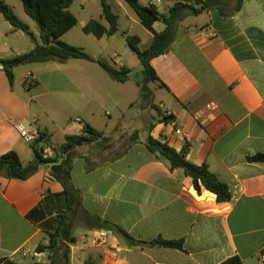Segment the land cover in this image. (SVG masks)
I'll list each match as a JSON object with an SVG mask.
<instances>
[{"label": "crops", "instance_id": "0c3cea01", "mask_svg": "<svg viewBox=\"0 0 264 264\" xmlns=\"http://www.w3.org/2000/svg\"><path fill=\"white\" fill-rule=\"evenodd\" d=\"M0 1L29 26L40 44L39 30L33 31L30 19L19 15L25 14L21 1ZM138 1L148 6V0ZM78 2L82 10L95 7L105 25L100 0ZM159 3L154 6L161 13ZM173 4L168 0L165 11ZM153 29L159 33L164 25L156 22ZM34 45L0 15L1 59L26 53ZM71 60L27 65L21 86L30 90L33 86H24V80H36L37 66L43 65L53 74V93L82 96L90 89L99 91L87 70L67 69ZM151 65L165 88L157 82L149 85L150 100L140 102L136 119L122 123L123 107L115 105L116 117L105 112L106 119L91 122L86 119H94L96 111L87 105L84 118L70 129L80 134L89 124L103 133L101 140L67 155L49 149V159L55 162L25 181L0 177V264L3 259L49 264V253L35 249L47 246L55 235L59 247L50 252L52 264H221L232 257L242 264H264V162L247 160L264 154V0H241L239 10L227 17L214 9L187 15L167 51ZM127 103L126 108L133 107V101ZM39 114L31 97L25 100L15 93L14 84L10 88L1 67L0 155L14 151L23 165L33 160L31 145L16 131L19 124L30 133H45L55 147L73 134L62 130V140L55 143L52 133L41 127ZM159 114L173 121L160 122ZM148 135L177 152L186 149V160L194 165L207 164L228 186L231 199L218 203L213 193L203 188L198 193L181 169H170L162 155L145 147ZM39 146L45 147L42 142ZM65 161L71 164L77 197L70 209L51 173ZM82 211L121 229L138 244L130 246L111 231L84 224ZM156 239L182 241V248L151 246Z\"/></svg>", "mask_w": 264, "mask_h": 264}, {"label": "trees", "instance_id": "16d2710c", "mask_svg": "<svg viewBox=\"0 0 264 264\" xmlns=\"http://www.w3.org/2000/svg\"><path fill=\"white\" fill-rule=\"evenodd\" d=\"M20 1L27 17L38 25L41 43L38 44L35 42L34 34L31 32L29 26L16 16L8 5L0 1V15L12 26L13 30L23 32L35 43L33 49L26 53L8 59L0 58V65L10 88L13 87L15 80L13 70L19 66L46 64L51 62L63 64L70 59L85 60L97 64L114 82L124 83L131 80L138 88L139 97L142 101L150 100L151 89L149 85L151 83L157 82L161 88H165L157 77L151 65V61L167 51L181 20L187 15H198L204 11L213 9L227 17L237 12L241 5V0H178L168 10L167 15L163 16L155 6H143L138 0H124L135 13L140 26L152 35L151 42L145 49H141V41L138 37L133 35L125 36L128 46L136 55L141 66L140 76H134L132 75V70L124 65L117 67L115 64H110L104 58H93L80 47L70 45L61 40V36L77 23L76 17L70 11V7L74 0ZM100 7L101 18L107 25H103L98 20L91 19L82 27V32L84 34L92 35L96 39L110 37L118 32V16L112 11L109 0H100ZM156 22H160L164 25L163 31L159 33L155 32L153 25ZM31 81V86L34 87L38 85L37 81L31 79H25L23 85L28 87L27 85ZM159 116L160 122L170 123L173 121L172 116H165L162 114H159ZM152 128L153 125L150 126L149 132ZM102 138L103 133L101 131H97L89 124L85 123L80 134L65 135L64 142L55 147L46 140L45 133L40 132L38 137L31 144L33 160L27 165L21 163L19 156L14 151H9L0 155V177L8 180L25 181L37 172L41 166L55 162V158L43 159V147L39 146L40 142L53 152L59 153V155H67L70 150L75 147L97 142ZM144 145L151 153H159L162 155L167 160L170 169H181L185 176L191 178L193 187L198 193H200L203 188L213 193L218 203L228 202L231 199V192L228 186L221 182L217 176L210 171L207 164L197 166L186 160V149L177 152L169 147L167 143H161L153 139L150 135L147 136ZM247 160L250 162H264V154H256L248 157ZM51 173L62 185V195L65 198L67 209H70L77 203V197H75V191L71 183V164L65 161L59 166L51 169ZM79 218L84 224L93 223V227L96 229L108 230L115 233L130 246L138 244L139 242L121 229L113 228L101 221L100 218L92 216L85 211H82ZM56 237L57 235L50 236L47 246L40 245L35 249L36 253H49V264H52L53 258L50 252H55V249L59 247ZM69 242H74V239H70ZM150 245L181 249L182 241L156 239L151 241ZM1 264L18 263L3 259ZM31 264L41 263L34 262ZM85 264L89 263L85 262ZM221 264H242V262L238 257H232Z\"/></svg>", "mask_w": 264, "mask_h": 264}, {"label": "rangeland", "instance_id": "374dc122", "mask_svg": "<svg viewBox=\"0 0 264 264\" xmlns=\"http://www.w3.org/2000/svg\"><path fill=\"white\" fill-rule=\"evenodd\" d=\"M167 1L163 0L158 5L163 16L167 15V11H165L168 7ZM177 1L173 0L174 3ZM109 3L112 6L113 12L118 16V32L115 35L96 39L92 35L84 34L82 27L91 19L99 20L98 13L97 9L91 6L84 7L85 9L82 10L77 0L72 9H70L76 17L77 23L61 40L70 42L68 43L70 45L80 47L90 56L104 58L110 64H115L117 67L124 65L132 70V75L140 76L141 66L136 55L128 46L125 36L133 35L138 37L141 41V49H145L151 42L150 33L140 26L135 13L124 0H111ZM22 13L19 11V15L26 18L27 16ZM29 21L34 25L32 27L33 31L39 29L35 22ZM102 22L104 23V21ZM105 25H107L106 22ZM51 63L58 65L55 62ZM70 63L67 69H85L95 77L99 91L93 92L90 89L88 93L83 92L82 96L72 95L67 92H51L50 80L53 74L43 66L50 63L37 66L39 70L37 71L35 81L38 82V85L32 87L30 90H25L20 82H22L24 75L27 73V65L19 66L13 70L15 77L14 92L25 100L31 97L33 109H40L39 120L41 127L44 126L52 133L55 143H59L65 133L74 134L75 129L72 131L70 129L71 125H78L80 123L79 120L84 118L82 116H84L89 108L96 111L94 119H86L91 120V122H100L102 119H106L104 116L105 112H110L113 118L116 117L115 105L123 107V117L120 120L122 123L125 124L132 116L133 119H136V114L141 109L139 104L142 100L139 97L138 88L133 82L128 81L124 84L114 82L95 63L85 60H71ZM31 84L32 81L27 86L31 87ZM129 101H133V107L126 108ZM87 105L88 109L85 111ZM81 109H83V113L80 112ZM62 130L65 133H62ZM24 262H31V259H26Z\"/></svg>", "mask_w": 264, "mask_h": 264}, {"label": "built area", "instance_id": "2783aa9c", "mask_svg": "<svg viewBox=\"0 0 264 264\" xmlns=\"http://www.w3.org/2000/svg\"><path fill=\"white\" fill-rule=\"evenodd\" d=\"M160 0H148L147 5L148 6H154L155 4L159 3ZM16 131L19 134L20 138L26 143V144H32V142L38 137V134L36 133H30L23 125L19 124L16 126ZM176 134H180V131L178 129L175 130ZM50 154V150L47 146H45L42 149V157L43 159H48Z\"/></svg>", "mask_w": 264, "mask_h": 264}, {"label": "water", "instance_id": "95a60500", "mask_svg": "<svg viewBox=\"0 0 264 264\" xmlns=\"http://www.w3.org/2000/svg\"><path fill=\"white\" fill-rule=\"evenodd\" d=\"M0 68H1V65H0Z\"/></svg>", "mask_w": 264, "mask_h": 264}]
</instances>
